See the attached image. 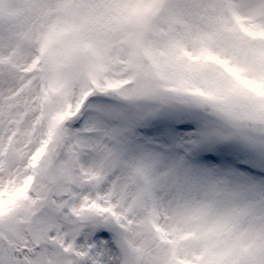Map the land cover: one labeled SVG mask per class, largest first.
<instances>
[{"label": "snow or ice", "instance_id": "6c2138e0", "mask_svg": "<svg viewBox=\"0 0 264 264\" xmlns=\"http://www.w3.org/2000/svg\"><path fill=\"white\" fill-rule=\"evenodd\" d=\"M0 264H264V0H0Z\"/></svg>", "mask_w": 264, "mask_h": 264}]
</instances>
